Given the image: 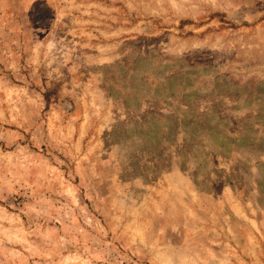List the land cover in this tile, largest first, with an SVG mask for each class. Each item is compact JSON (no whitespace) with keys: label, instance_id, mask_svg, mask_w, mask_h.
<instances>
[{"label":"rangeland","instance_id":"1","mask_svg":"<svg viewBox=\"0 0 264 264\" xmlns=\"http://www.w3.org/2000/svg\"><path fill=\"white\" fill-rule=\"evenodd\" d=\"M0 264H264V0H0Z\"/></svg>","mask_w":264,"mask_h":264}]
</instances>
